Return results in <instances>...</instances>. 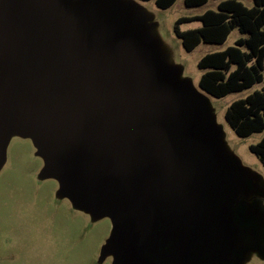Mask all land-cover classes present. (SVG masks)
<instances>
[{
    "label": "water",
    "instance_id": "95a60500",
    "mask_svg": "<svg viewBox=\"0 0 264 264\" xmlns=\"http://www.w3.org/2000/svg\"><path fill=\"white\" fill-rule=\"evenodd\" d=\"M146 30L120 0H0V165L11 133L31 139L59 195L110 218L113 264H151L159 223L202 233L224 166L207 94Z\"/></svg>",
    "mask_w": 264,
    "mask_h": 264
},
{
    "label": "rangeland",
    "instance_id": "374dc122",
    "mask_svg": "<svg viewBox=\"0 0 264 264\" xmlns=\"http://www.w3.org/2000/svg\"><path fill=\"white\" fill-rule=\"evenodd\" d=\"M140 11L146 20V36L157 50V60L178 74L179 83H188L200 91L204 71L198 63L207 54L235 46L242 37L234 30L226 43H202L188 52L178 38V19L217 10L223 0L188 8L185 0L163 10L155 0H120ZM247 7L253 0H237ZM199 21L180 25L181 31L200 28ZM264 75V72H263ZM264 82L240 93L218 99L206 95L208 109L221 135L224 166L213 163L214 211L202 227V237H211L213 226L232 223L247 251L243 264H264V166L250 147L264 138V131L241 138L226 121L230 105L254 91H262ZM44 161L33 141L11 133L0 165V264H113V256H103L112 231L110 218H95L76 209L71 201L59 195L60 185L42 176ZM221 177V178H220ZM220 178V179H219ZM219 179V181H217ZM237 227V229H236Z\"/></svg>",
    "mask_w": 264,
    "mask_h": 264
},
{
    "label": "trees",
    "instance_id": "16d2710c",
    "mask_svg": "<svg viewBox=\"0 0 264 264\" xmlns=\"http://www.w3.org/2000/svg\"><path fill=\"white\" fill-rule=\"evenodd\" d=\"M149 2L152 0H140ZM178 0H155L156 6L167 10ZM210 0H185L188 8L206 5ZM252 7L237 0H223L217 10L202 15L177 20L175 32L186 51L192 52L202 43L221 45L231 33L238 30L242 35L235 46L205 55L198 63L204 73L200 89L214 98H224L240 93L264 82V0H253ZM199 21L202 26L181 31L180 25ZM226 121L241 138L264 131V89L254 91L244 99L233 102L228 108ZM264 166V138L250 147Z\"/></svg>",
    "mask_w": 264,
    "mask_h": 264
},
{
    "label": "flooded vegetation",
    "instance_id": "af4514ba",
    "mask_svg": "<svg viewBox=\"0 0 264 264\" xmlns=\"http://www.w3.org/2000/svg\"><path fill=\"white\" fill-rule=\"evenodd\" d=\"M227 225L213 226L207 241L196 227L192 226L184 235L177 236L159 223L153 244L141 254L151 264H243L247 257L245 246L235 236V229H231L232 223L230 228Z\"/></svg>",
    "mask_w": 264,
    "mask_h": 264
}]
</instances>
